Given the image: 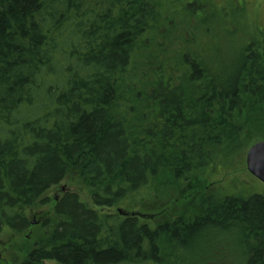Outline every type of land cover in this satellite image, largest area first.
<instances>
[{
    "label": "trees",
    "instance_id": "1",
    "mask_svg": "<svg viewBox=\"0 0 264 264\" xmlns=\"http://www.w3.org/2000/svg\"><path fill=\"white\" fill-rule=\"evenodd\" d=\"M253 2L0 0V237L75 185L18 264H264V194L201 177L264 140ZM173 195L169 220L115 211Z\"/></svg>",
    "mask_w": 264,
    "mask_h": 264
},
{
    "label": "rangeland",
    "instance_id": "2",
    "mask_svg": "<svg viewBox=\"0 0 264 264\" xmlns=\"http://www.w3.org/2000/svg\"><path fill=\"white\" fill-rule=\"evenodd\" d=\"M255 5L258 6V16H259V24L264 25V6L262 5V0H254ZM256 7V6H255ZM245 11H247V8H245ZM256 11V9H255ZM214 12V11H213ZM215 13V12H214ZM215 15V14H214ZM256 15V12H255ZM230 17V16H229ZM227 17L226 19H228ZM242 23V22H239ZM229 37L228 39H230ZM233 41V40H231ZM221 47H224L223 40H220ZM234 49V52H231L229 55L225 56V52L223 55H221V51L219 47H213L212 51L218 60V62H226V64L233 65L234 63V55L235 51L238 49V44L232 46ZM229 58V59H227ZM235 64V63H234ZM261 135V133L259 134ZM255 140V137H253L250 141L252 142ZM205 176H201L205 182L206 179V188L205 190H208L207 193L212 192L211 195L217 194L219 191L224 193L225 191L233 190L236 196L239 197H245L247 196V192L258 193V194H264V185L255 180L246 170L245 167V155L238 156L236 159L232 161V163L229 165L226 169H214L213 172H209L208 168L204 169L203 172ZM199 177V176H198ZM199 183V182H198ZM66 185L69 190H74L75 185H73L70 181L64 180L60 186ZM59 190H57V187L50 189L46 192L44 195L45 198L49 200V204L42 207V208H35L34 210H31L29 214V219L32 221V226H30V229L27 230L25 233H23V237H15L11 235L8 231L4 232L3 235L0 237V264H18L21 260V256L19 253L22 249H19L22 244L27 245L29 247H33L35 245V241L41 236V234L45 231H48V229L41 230L40 228L43 227L44 222L47 219L52 218V199L53 195L57 193ZM217 192V193H216ZM152 198V197H151ZM149 199V202H142L139 204L133 205V208L125 209L127 211L131 212H138L143 215H149L153 214L157 217V221L161 222L164 221L165 218L168 220L173 217L175 213H179L180 211L186 212V209L181 207L179 208V212L176 210L178 205L180 206L181 203V197L179 198L177 195H173L171 198H167L166 200H152ZM148 201V200H147ZM173 201V202H172ZM24 238V239H23ZM23 246V245H22ZM18 247L17 249H15ZM231 248V246L229 245ZM236 253V252H235ZM192 259L184 257L182 264H192ZM42 264H56L54 261H45Z\"/></svg>",
    "mask_w": 264,
    "mask_h": 264
},
{
    "label": "water",
    "instance_id": "3",
    "mask_svg": "<svg viewBox=\"0 0 264 264\" xmlns=\"http://www.w3.org/2000/svg\"><path fill=\"white\" fill-rule=\"evenodd\" d=\"M245 162L247 171L264 184V141L258 142L250 146L245 154ZM66 186H62L61 190L64 191ZM120 216H140L136 212H125L121 208L117 209Z\"/></svg>",
    "mask_w": 264,
    "mask_h": 264
},
{
    "label": "flooded vegetation",
    "instance_id": "4",
    "mask_svg": "<svg viewBox=\"0 0 264 264\" xmlns=\"http://www.w3.org/2000/svg\"><path fill=\"white\" fill-rule=\"evenodd\" d=\"M57 190H59V188L57 187ZM61 194V191L59 190L57 193H55L54 195H53V200H57L58 198H59V195ZM53 200H52V202H53ZM55 202V201H54ZM31 222V221H30Z\"/></svg>",
    "mask_w": 264,
    "mask_h": 264
}]
</instances>
